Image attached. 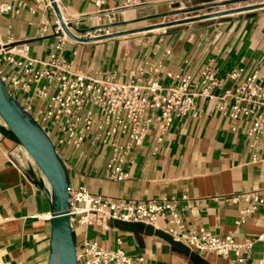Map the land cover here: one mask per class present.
I'll list each match as a JSON object with an SVG mask.
<instances>
[{
	"label": "crops",
	"instance_id": "0c3cea01",
	"mask_svg": "<svg viewBox=\"0 0 264 264\" xmlns=\"http://www.w3.org/2000/svg\"><path fill=\"white\" fill-rule=\"evenodd\" d=\"M22 1L28 6L19 14L0 16V43L26 41L31 55L43 62L56 54L84 71L117 72L124 81L137 68H143L147 77L154 66V77L164 87L175 83L177 74L198 78L207 66L215 67L219 75L234 69L246 75L258 73L264 84V9L218 18L222 21L188 22L87 43L70 40L56 50L54 8L47 6L48 0L39 4ZM103 1L101 7L92 0L63 1L61 13L72 20L70 27L76 36L98 38L182 20L174 19L177 10L170 2L132 0L125 6L124 0ZM45 21L50 25L47 33L43 32ZM9 72L11 68L5 66L4 73ZM16 98L23 105L26 94L18 91ZM198 110V117L178 120L163 136L154 124L144 143L132 150L130 177L123 182L106 178L110 148L60 147L69 185L86 187L111 201L148 202L175 196L181 224L172 228H204L220 237L233 234L236 243L245 244L264 231L262 206L245 215L248 204L243 199L232 200L247 191L264 198V162H252L247 138L253 116L233 120L210 99H200ZM51 217L52 204L31 159L0 119V262L48 264ZM159 225L163 229L97 218L89 227L75 224L74 240L78 250L87 240L131 258H144L133 264H196L195 257L205 264H244L194 253L164 230L166 221ZM244 257L249 263L264 258L263 244L255 243Z\"/></svg>",
	"mask_w": 264,
	"mask_h": 264
},
{
	"label": "built area",
	"instance_id": "2783aa9c",
	"mask_svg": "<svg viewBox=\"0 0 264 264\" xmlns=\"http://www.w3.org/2000/svg\"><path fill=\"white\" fill-rule=\"evenodd\" d=\"M32 1L37 4L45 2ZM63 1L55 0L59 8ZM92 1L97 7L104 4L103 0ZM178 1L151 0L155 4H174ZM124 3L130 6L132 0H124ZM46 4L53 8L50 0ZM27 6L28 2L22 0H0V16L19 14ZM104 13L113 14L111 11ZM64 21L71 29L72 20L64 17ZM49 26L47 21L43 22L44 33L49 31ZM55 35L58 39L56 50H61L71 40L59 21L55 26ZM5 66H9L11 72L4 73ZM156 70V67H151L145 77L143 68H137L124 81L117 72L97 74L84 71L56 54L51 55L47 62L38 60L31 55L30 44L26 41L0 43V74L8 91L15 98L18 91L26 94L21 106L48 134L57 152L60 147L80 148L84 144L110 148L106 165L108 180H127L130 177L128 165L131 152L144 143L153 125H157L158 133L163 136L173 129L178 120L198 117L200 99L215 100L217 109L233 120L253 116L247 133L249 150L253 163L264 162V84L258 73L246 75L244 70L234 69L219 75L215 67L207 66L200 71L198 78L192 74H177L173 76L175 83L164 87L154 77ZM36 101L41 105H36ZM68 191L74 225L89 227L101 218L142 223L161 230L163 227L159 222L163 220L167 222L164 230L173 240L184 243L194 253L233 258L244 264H264V258L249 263L244 257L255 243L264 246V231L245 244H238L233 234L220 237L204 228L189 231L172 228L171 225L181 224L179 200L175 196L148 202L111 201L93 195L86 187L69 185ZM240 199L248 204L245 215L258 212L260 206L264 208V198L256 191L244 192L232 200L237 202ZM77 259L79 264H133L144 261V258H131L87 240L80 250L77 248Z\"/></svg>",
	"mask_w": 264,
	"mask_h": 264
},
{
	"label": "water",
	"instance_id": "95a60500",
	"mask_svg": "<svg viewBox=\"0 0 264 264\" xmlns=\"http://www.w3.org/2000/svg\"><path fill=\"white\" fill-rule=\"evenodd\" d=\"M50 1L52 2L58 21L65 34L71 40L80 43L264 9V2L262 1L241 8L230 9L226 12H215L204 16L188 17L152 27L107 34L103 37L79 38L65 24L64 17L55 0ZM0 119L7 130L18 140L22 149L31 159L36 169L37 177L42 181V189L47 194L52 204L53 217L50 226L48 264H79L77 259V246L74 240V220L70 214L69 180L66 167L56 151L51 138L8 91L1 74Z\"/></svg>",
	"mask_w": 264,
	"mask_h": 264
},
{
	"label": "rangeland",
	"instance_id": "374dc122",
	"mask_svg": "<svg viewBox=\"0 0 264 264\" xmlns=\"http://www.w3.org/2000/svg\"><path fill=\"white\" fill-rule=\"evenodd\" d=\"M264 0L254 1H238V0H179L173 4V7L177 10L176 17L174 19H184L188 17L204 16L210 13H215L222 9L229 10L238 6L244 7L247 5H253ZM225 18V17H220ZM222 21L225 19H208Z\"/></svg>",
	"mask_w": 264,
	"mask_h": 264
},
{
	"label": "trees",
	"instance_id": "16d2710c",
	"mask_svg": "<svg viewBox=\"0 0 264 264\" xmlns=\"http://www.w3.org/2000/svg\"><path fill=\"white\" fill-rule=\"evenodd\" d=\"M196 264H205V262H203L201 259L195 257L193 260Z\"/></svg>",
	"mask_w": 264,
	"mask_h": 264
},
{
	"label": "bare ground",
	"instance_id": "6f19581e",
	"mask_svg": "<svg viewBox=\"0 0 264 264\" xmlns=\"http://www.w3.org/2000/svg\"><path fill=\"white\" fill-rule=\"evenodd\" d=\"M239 8H241V7H239ZM230 10V9H229ZM227 10H220V11H217V12H226Z\"/></svg>",
	"mask_w": 264,
	"mask_h": 264
}]
</instances>
